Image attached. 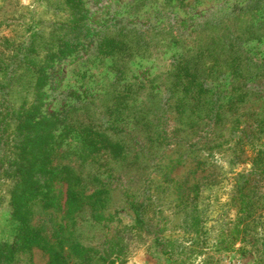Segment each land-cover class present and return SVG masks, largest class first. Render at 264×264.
<instances>
[{"label":"rangeland","instance_id":"obj_1","mask_svg":"<svg viewBox=\"0 0 264 264\" xmlns=\"http://www.w3.org/2000/svg\"><path fill=\"white\" fill-rule=\"evenodd\" d=\"M231 45L264 63V0H0V102L6 99L15 117L8 120L1 104L0 122H10L9 139L23 132L27 141L40 139L45 171L67 164L84 192L104 191L96 212L69 215L64 181L51 182L53 205L24 193L28 227L57 242L65 264L262 263L264 174L254 158L264 148V75H233L234 61L223 50ZM202 51L219 54L203 64L215 72L205 86L231 100L221 120L196 95L186 96L183 111L185 87L168 72L189 65L202 79ZM42 72L49 77L40 82ZM257 87L262 92L239 96ZM43 115L52 126L35 131ZM21 117L37 124L18 129ZM84 127L109 139L82 160ZM2 150L0 264H46L44 249L17 247L11 147L0 144ZM73 242L96 251L78 263Z\"/></svg>","mask_w":264,"mask_h":264},{"label":"trees","instance_id":"obj_2","mask_svg":"<svg viewBox=\"0 0 264 264\" xmlns=\"http://www.w3.org/2000/svg\"><path fill=\"white\" fill-rule=\"evenodd\" d=\"M238 42H242L239 35L234 36ZM222 44H225L226 41L223 38H219ZM229 40V39H228ZM79 42H73L69 44L70 50H74L76 45ZM227 51L226 55L232 57L234 61V70L232 74L239 76L240 80H248L253 79L255 81L260 80L263 78L264 75V63L257 61L255 63L248 61L247 56H245V52L242 49H239L236 45H231L227 49H223ZM201 54V55H200ZM216 53L209 51L208 53L202 51L199 53L200 58H204L202 61H199L201 66H198L200 71L202 72V79L198 78V68L194 69L193 67L186 65L183 69L180 68L178 70L177 66L174 69L168 71L170 76L175 78L174 84L176 87H180L183 85L185 96L181 97L184 101L181 106L183 111L184 108H187L186 104L188 102L185 100L186 96L190 97L191 95H196L197 99H201L205 102L206 105L210 104L212 111H215L212 115L216 120H221L223 118V113L225 112L223 107L230 106L231 100L224 101L222 93L219 91L213 90L210 87L205 86L208 84L209 80L212 78L211 75L215 74L214 71L209 70V67L204 66V62L208 59H213V57L218 58L219 54L215 55ZM189 62V61H188ZM199 65V64H198ZM221 74L224 73V69L220 66ZM49 77V74L46 72H42L39 75V81L43 78ZM243 81V82H244ZM41 82V81H40ZM241 86L238 87L240 89ZM264 90V89H263ZM211 91H213L211 93ZM256 95L257 92H262L260 87L254 89H244L240 93V97H246L247 94ZM262 94V93H261ZM190 97V98H193ZM206 97V98H205ZM208 99V100H207ZM207 100V101H206ZM242 101V99H240ZM5 102V103H4ZM1 104H5V110H7L6 114L8 115V120L14 119V109L10 103L6 102V99H3ZM23 118V122L19 123L18 129H26L27 127L32 129L34 124V120H30L29 118ZM210 118V117H209ZM208 118V119H209ZM42 122L39 123L36 127L35 131H39L41 128H50L51 124L45 125L48 120H50L47 115H43L40 119ZM60 120H63L62 118ZM34 123V124H33ZM10 126V122L3 120L0 122V144L4 147L5 145H10L11 150L8 152L10 156V171L9 177L11 178V188H10V195L13 197L11 201V209L14 210L13 217L20 221L21 225L17 227V237L16 243L18 244L17 247H20L22 250H27L32 246L40 247L48 252L49 259L46 264H65V261L62 258L61 252L57 249L58 243L57 242H50L49 240L42 239L38 234L32 232L28 227L29 216L30 213L27 210V200L24 193H29L32 196L36 195H43L46 201L53 205V197H54V183L53 181H64L66 182V201H65V208H66V215L74 214L78 210L91 207L94 209V212L98 210L104 204V191L103 190H93L90 193H86L81 189L80 183V176L78 172L71 166L67 164H56L50 170H46L44 168V164L40 163L41 154H40V147L39 141L40 139H36L34 142L27 141L26 137L30 134L23 132L14 135L18 138V140L9 139V134L7 129ZM84 134L82 139L80 140V150H79V158L84 160L87 156L92 154L93 152H97V147L102 146V142L107 143V139H109L108 134L104 132L93 130L89 131V127H84ZM166 127L161 126L158 128L157 136L158 138L164 140L166 135ZM16 134V133H15ZM161 144V143H160ZM254 146V145H253ZM3 149V148H2ZM97 150V151H96ZM6 151V150H5ZM5 151L2 150L0 154V158L2 159L5 156ZM2 163V162H1ZM254 163L258 168L260 174H264V148L259 147L256 151V156L254 158ZM48 166V165H46ZM40 168L38 171L37 169ZM35 172V173H34ZM264 177V176H263ZM249 191L252 193L254 192L253 189L249 188ZM249 193H246V196H249ZM184 196V195H183ZM188 196V195H187ZM183 197L184 206H189L188 197ZM253 196V195H252ZM253 204V202H251ZM248 212L251 210L250 203L244 202V209H247ZM136 212V220L141 223L145 224L146 222L143 220L144 218L140 215L141 210L138 207H135ZM193 221L198 219L196 215H192ZM9 252L11 251V246H8ZM96 251L92 247L82 246L79 243L73 242V247L70 245V251L74 258H76L77 262H83L90 259V251ZM106 252V250H104ZM103 251V255L101 258L104 257L105 252ZM2 253H0L1 255ZM261 262V261H260ZM264 264V260L262 263Z\"/></svg>","mask_w":264,"mask_h":264}]
</instances>
